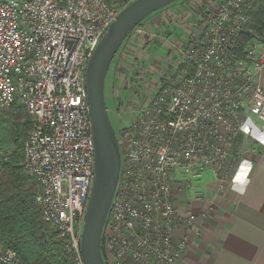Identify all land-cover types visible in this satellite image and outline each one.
<instances>
[{
    "label": "built area",
    "instance_id": "built-area-1",
    "mask_svg": "<svg viewBox=\"0 0 264 264\" xmlns=\"http://www.w3.org/2000/svg\"><path fill=\"white\" fill-rule=\"evenodd\" d=\"M134 1L0 0V112L18 104L31 118L22 166L37 183L42 220L74 264H84L81 231L94 179L86 68L110 24ZM256 2L200 5L185 45L163 67H145L129 52L147 36L148 19L127 36L113 94L122 106L124 92L131 94L135 115L116 137L120 171L101 236L105 264L179 263L199 219L191 202L180 213L179 198L192 192L201 201L206 174L225 193L238 142L256 128L264 134V43L250 41L241 57L234 54ZM10 156L0 150V161ZM0 264L26 263L0 244Z\"/></svg>",
    "mask_w": 264,
    "mask_h": 264
},
{
    "label": "crops",
    "instance_id": "crops-1",
    "mask_svg": "<svg viewBox=\"0 0 264 264\" xmlns=\"http://www.w3.org/2000/svg\"><path fill=\"white\" fill-rule=\"evenodd\" d=\"M198 2H177L152 14L147 36L129 45L132 58L138 56L145 67L150 64L153 68L155 63L166 66L170 53L184 46L190 36ZM150 35H155V40H150ZM147 74H151L149 68ZM260 84L264 88V70ZM245 139L236 147L240 154L245 153L234 166L232 185L225 193L216 192L206 174L201 201L195 202L192 192L179 198L180 213L191 202L199 219L196 235L177 264H264V134L256 128L244 144ZM201 214H206L205 218Z\"/></svg>",
    "mask_w": 264,
    "mask_h": 264
},
{
    "label": "water",
    "instance_id": "water-1",
    "mask_svg": "<svg viewBox=\"0 0 264 264\" xmlns=\"http://www.w3.org/2000/svg\"><path fill=\"white\" fill-rule=\"evenodd\" d=\"M187 1L190 0H135L110 24L88 61L86 102L94 143V179L81 231L80 251L84 264H105L101 236L120 171V151L104 100L109 65L123 41L137 26L167 6Z\"/></svg>",
    "mask_w": 264,
    "mask_h": 264
},
{
    "label": "trees",
    "instance_id": "trees-1",
    "mask_svg": "<svg viewBox=\"0 0 264 264\" xmlns=\"http://www.w3.org/2000/svg\"><path fill=\"white\" fill-rule=\"evenodd\" d=\"M248 16L249 23L234 43L238 57L250 41L264 43V0H257ZM6 123L9 127L5 134L0 129V143L15 149L9 162H0V244L14 250L26 264H74L72 254L65 251V242L42 220L34 202L37 183L22 166L23 143L31 118L20 124Z\"/></svg>",
    "mask_w": 264,
    "mask_h": 264
},
{
    "label": "rangeland",
    "instance_id": "rangeland-1",
    "mask_svg": "<svg viewBox=\"0 0 264 264\" xmlns=\"http://www.w3.org/2000/svg\"><path fill=\"white\" fill-rule=\"evenodd\" d=\"M198 1L199 2L196 3V5H194L195 8H197V13H195V12L193 13L192 12L193 13V17L196 14H201V12L203 10V9H199L200 8L199 7L200 5L198 6L199 3H202L203 6L207 5V4L208 5L210 4L209 6L211 7V5H213V3H212L213 0H198ZM215 2H217V0H215ZM126 41H127V38L123 41L121 47L118 49V51L114 55L110 65H109V68H108V71H107V74H106V77H105V82H104L105 106H106V109H107V114H108L109 121H110V123L112 125V129H113V132L115 133L116 137L119 135L121 130L127 129V128H129L131 126V124L133 122V117L135 115L133 113V111L131 110L132 104H131L130 101H128V100L131 99V94H128L127 92H124L123 100H125V104L123 106L120 103V101L117 102V100L115 99L114 94H113V89L116 87L115 69H116L117 59H118L119 53H120L121 49L124 47ZM142 91H144L143 87L140 88L139 92H142ZM26 119H28V115H27L26 111L24 110V108L21 107V106L19 107V105H15L11 109H8V110L0 112V129H1V131L4 132L3 134H5L6 131H4V130H6V128L9 127L8 123H6L7 121L11 122V123H15V124H20V123L24 122ZM31 125H32V121H31ZM30 129H31V127H30ZM29 130H28V132H29ZM28 132L26 134V137L28 135ZM0 140H1V138H0ZM247 141L248 140L245 139L244 140V144L247 143ZM239 142H238V144H239ZM23 146H24V143H23ZM14 149H15V147L12 146L11 144L10 145H8V144L4 145V144L0 143V150L1 151L13 152ZM242 153L244 154L245 151H243V152L241 151V154L239 155V158L240 157L242 158V155H243ZM0 162H3V161H0ZM22 163H23V159H22ZM237 163H238V161L235 163V165ZM234 169H235V167H234ZM204 183H206V182H204ZM49 226L54 230V228L50 224H49Z\"/></svg>",
    "mask_w": 264,
    "mask_h": 264
}]
</instances>
